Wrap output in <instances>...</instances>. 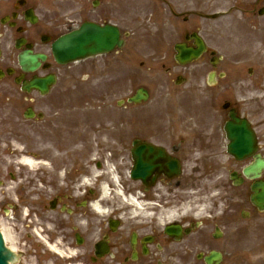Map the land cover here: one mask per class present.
Segmentation results:
<instances>
[{
  "label": "flooded vegetation",
  "instance_id": "af4514ba",
  "mask_svg": "<svg viewBox=\"0 0 264 264\" xmlns=\"http://www.w3.org/2000/svg\"><path fill=\"white\" fill-rule=\"evenodd\" d=\"M123 3L124 0H0V109L7 115L0 124L19 128L25 122H32L31 140L38 139L55 147L58 155L62 154L63 133L67 128L78 130L95 126L100 135L110 127L111 119L103 114L101 120L97 112L99 108L105 110V103L102 107L99 104L106 99H97V103L80 100L76 108L68 109L67 95L52 92L55 86L45 95L25 92L23 87L35 76L53 73L48 54L51 44L44 38L53 29L52 21L60 18V9L61 17H66L68 4H74L70 14L78 26L91 21L102 26L116 25L125 32L130 23L126 18L127 9L121 7ZM31 14L37 21L42 20L43 25H33ZM238 36H246L248 44L253 42L249 32ZM18 41H21V49L16 47ZM42 45L45 49L40 48ZM27 51L47 56L39 74L21 69L20 54ZM223 68L224 81L207 84L206 93L211 106H223L219 117L195 116L193 125L150 126L152 131L142 127L143 135L134 137L165 148L182 166H187L192 158L197 165L204 163V172H208L212 182L218 181L214 189L220 195L219 203L209 207L206 218L179 215L164 223V213L170 208L165 195L176 203L179 193L191 187L186 183L191 178L183 182L180 178L154 175L144 184L125 182L126 193H140L144 205L119 204L114 196L104 201L94 171L102 167L97 159L108 163L105 154L110 148L101 140L80 141L84 150L62 155L61 162L59 157L45 153L51 170L7 173L8 178L0 182L5 190L9 182L14 185L11 186L12 197L4 191L0 195V227L12 229L10 242L18 254L17 264H207V259L212 264H264V217L251 202L254 181L243 174L245 167L255 161V156L243 161L229 156L226 132L231 110L252 123L241 115L239 103L233 98L242 80H264V77L246 68L245 61L238 58L223 61ZM10 70L13 75L8 74ZM227 80L233 81L228 83ZM253 89L247 84L245 94L251 101L257 95L250 92ZM125 112L118 118L124 126L130 127ZM251 129L258 153L263 152L264 129L253 123ZM27 139L20 137L21 141ZM107 143L118 147L112 150V158L121 164L119 174L132 170L133 140L110 139ZM94 154L96 158L92 157ZM93 159L96 162L92 164ZM112 191L115 189L111 188L110 193Z\"/></svg>",
  "mask_w": 264,
  "mask_h": 264
},
{
  "label": "rangeland",
  "instance_id": "374dc122",
  "mask_svg": "<svg viewBox=\"0 0 264 264\" xmlns=\"http://www.w3.org/2000/svg\"><path fill=\"white\" fill-rule=\"evenodd\" d=\"M129 1L130 10L133 8L135 13H130V34L135 37L138 36L139 45L137 54L132 53V60L130 65L126 64L127 61V50L125 52L113 53L108 56H102L97 58L88 59L86 61L69 64L66 66H58L53 61V71L56 72L58 76L57 85L53 92L65 93L68 99L67 103H71L72 99H82L85 98L80 95H88L86 99H99L106 98L112 104L111 110H106L103 114H106L110 119V127L112 132H106L105 135L97 133V127H92L90 129L83 127L78 130H72L67 128V131L63 133L64 142L62 146V154L59 155L60 158L63 156H68V153L74 151H83V145H79L80 141H105L106 144L110 147H115L116 145L108 144V140L115 139L116 141H126L128 139H133L136 136H142L141 131L139 130L137 123L140 120V117L146 119V124H152L155 122L157 115L163 114L166 117L169 108L162 104L161 100L164 101V98L168 99L170 94V101L167 103L168 106L176 104L177 100L182 103V101L191 102L194 99V93L189 84L177 87L175 80L177 77L183 76L187 80H195L192 78L194 71L199 70L198 65L194 64L186 67L178 66L174 61V50L172 47H168V42H178L182 41L184 33L200 31L202 35H207L208 38L218 37L217 29H225L230 27L232 24L235 26L234 22H237V18L245 19L237 22L241 23L235 29L231 28L229 32L228 29L222 34L224 43L227 42V36L229 37L232 32L238 34V32L243 30H251L252 26H257L255 30L264 28V20H261L258 16V10L260 7H264V0H249L248 3L242 2L240 0H127ZM161 1V3H159ZM141 3H146L145 12L140 8ZM170 6L173 10L176 11L177 15L171 18L172 23L169 24V37L160 38L164 39L165 45L158 46L157 38L146 35L143 37V34L138 35L140 32H145L142 27L148 31L149 29L154 32L156 29L143 24L144 19H150L155 17L165 21V18L168 17L170 9L165 7ZM72 8H74L72 6ZM232 15V16H231ZM162 16V17H161ZM121 20V17L118 16ZM140 18V19H139ZM188 19V23L184 22V19ZM117 19V20H119ZM153 23V22H152ZM247 23L246 25H244ZM55 24L54 30L51 32L60 35L62 32H66L68 29H71L70 25L63 20L53 21ZM176 26L177 31L175 32ZM251 26V28L247 27ZM242 33V32H240ZM52 38H57L52 36ZM159 39V38H158ZM135 38L131 39L130 42L134 43ZM170 40V41H169ZM234 40L232 39L229 43L234 46ZM215 43L221 44L220 39H215ZM45 49L43 45L40 47ZM255 53L262 58L261 71H264V50L257 43L255 44ZM260 50V51H259ZM202 80L203 77H202ZM139 87H143L150 92V99L148 102L138 105V106H127L130 108V112H125L128 120L132 122L131 127L126 129H121L117 126L123 124L118 118V110L123 111V107L117 105V100L124 98V96H130L136 92ZM80 94V95H79ZM73 95V96H72ZM79 95V96H75ZM161 98V100H160ZM241 99H245V96H240ZM85 101V100H84ZM161 104V107L158 104ZM86 102V101H85ZM166 102V101H165ZM251 102H257V105H262L263 101L258 100ZM72 105V104H71ZM128 105V104H127ZM163 105V106H162ZM190 105H188L189 107ZM256 106V105H255ZM253 106V111L258 107ZM70 107V104L68 105ZM67 107V108H68ZM75 107V106H74ZM100 116V114H99ZM7 115L0 109V121L5 119ZM101 120L102 116H100ZM132 118V119H131ZM123 121V120H122ZM17 124V123H15ZM33 123L25 122L19 128H11L10 126H2L0 124V148H6L11 143L18 142L22 147H26L27 151L31 150L40 151L45 150L49 147V144L44 143L43 141L31 140V132ZM38 127L39 124L37 123ZM138 130V131H137ZM83 135L85 136L83 138ZM28 137L27 141H21L20 137ZM75 141V148L73 142ZM55 148V147H52ZM112 149V148H110ZM24 150V149H23ZM51 150V149H49ZM4 154V155H2ZM7 154H11L10 150H5L0 152V168L3 172H11L13 170V165L17 166V160L15 157H11ZM28 153H23L27 155ZM29 156H34L40 158V155H37L35 152L28 154ZM16 156V154H15ZM18 157V156H17ZM194 164L189 165L188 169L184 174V178L190 177ZM18 169V168H17ZM14 169V170H17ZM28 172L27 169H25ZM201 174H194V181H191V184L194 186L193 201L195 203H206L204 202L205 194H207V187L210 185V181L206 178L200 176ZM192 178V176H191ZM203 205V204H201ZM202 214V212L200 213Z\"/></svg>",
  "mask_w": 264,
  "mask_h": 264
},
{
  "label": "water",
  "instance_id": "95a60500",
  "mask_svg": "<svg viewBox=\"0 0 264 264\" xmlns=\"http://www.w3.org/2000/svg\"><path fill=\"white\" fill-rule=\"evenodd\" d=\"M119 44V37L116 31L110 29H99L96 26L87 25L83 28L80 33H73L69 36L62 38L56 44H54L53 53L56 60L61 63H68L79 59H84L88 56H95L105 52L112 50L115 45ZM199 54V51L196 52H181V60L182 62H188L193 57ZM27 62V61H26ZM29 62V61H28ZM36 62V59L31 60L33 64ZM25 63V62H23ZM38 66V63L36 64ZM34 68V67H33ZM46 80H53V78H49ZM143 93H140L136 98L137 101L141 99H145ZM144 147H139V149L134 153V159L136 161V168L133 172V177L135 179L140 178L143 175H146L145 169L151 167L153 162H157V160H161L164 156V152L162 150L155 151L150 146L147 147L148 157L153 156L152 160H145L142 157V152ZM246 148L243 147L239 149L236 153L241 155L242 153H246ZM157 153L153 155L154 153ZM165 157V156H164ZM151 159V158H150ZM159 167V166H158ZM178 166L176 164L173 165V170L176 171ZM177 173V172H175ZM259 188H256V191ZM259 199L260 204L264 201V193L261 197H257ZM11 253L5 248L3 238L0 234V264H9L11 260Z\"/></svg>",
  "mask_w": 264,
  "mask_h": 264
},
{
  "label": "bare ground",
  "instance_id": "6f19581e",
  "mask_svg": "<svg viewBox=\"0 0 264 264\" xmlns=\"http://www.w3.org/2000/svg\"><path fill=\"white\" fill-rule=\"evenodd\" d=\"M22 163H24L26 166H28V167H30V168H35L36 167V165H38L33 159H31V158H23L22 159ZM101 176V175H100ZM104 196L105 195H107V193H106V191H107V187L106 186H104ZM105 198H106V196H105Z\"/></svg>",
  "mask_w": 264,
  "mask_h": 264
}]
</instances>
